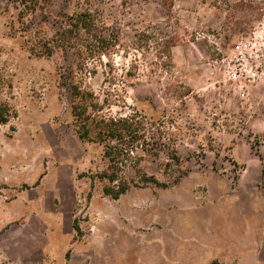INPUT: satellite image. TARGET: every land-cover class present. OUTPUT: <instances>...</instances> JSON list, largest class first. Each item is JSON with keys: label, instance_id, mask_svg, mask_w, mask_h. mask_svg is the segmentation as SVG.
Instances as JSON below:
<instances>
[{"label": "rangeland", "instance_id": "374dc122", "mask_svg": "<svg viewBox=\"0 0 264 264\" xmlns=\"http://www.w3.org/2000/svg\"><path fill=\"white\" fill-rule=\"evenodd\" d=\"M4 6L0 264H264V0H50L45 21L29 18L52 38L65 15L90 9L108 54L88 61L85 85L101 93L111 68L126 104L154 121L158 155L141 165L168 186L128 165L117 199L90 179L108 165L103 146L71 123L81 41L33 55ZM239 60L254 80L238 76ZM171 146L181 169L164 166Z\"/></svg>", "mask_w": 264, "mask_h": 264}, {"label": "trees", "instance_id": "16d2710c", "mask_svg": "<svg viewBox=\"0 0 264 264\" xmlns=\"http://www.w3.org/2000/svg\"><path fill=\"white\" fill-rule=\"evenodd\" d=\"M49 1L5 0L4 11L10 13L11 28L20 33L24 45L33 55L51 56L56 48L75 47L74 41H81L76 48L79 74L73 76L69 90L71 123L77 138L82 142L101 144L103 155L108 160L106 169L96 176L92 175L90 179L101 181L104 194L117 199L131 186L125 175L126 167L131 165L144 184L167 187L168 181H161L148 174L141 165L142 157L158 155L155 152L156 144L151 141V135L155 133L154 121L141 110L126 104L124 86L115 85L111 68L104 69L110 75L101 93L85 85V70L93 74L97 69V66L87 68L88 61L108 54V38L101 31L96 15L88 8L76 9L64 16L62 25L52 38H48L30 29L29 18L39 14L45 21ZM115 106L120 109L114 111ZM128 107L130 110H124ZM9 117L7 104L0 103V122L6 123ZM169 149L165 168L177 166L181 169V158L176 148L171 146ZM180 178L174 176L171 182L177 183Z\"/></svg>", "mask_w": 264, "mask_h": 264}, {"label": "built area", "instance_id": "2783aa9c", "mask_svg": "<svg viewBox=\"0 0 264 264\" xmlns=\"http://www.w3.org/2000/svg\"><path fill=\"white\" fill-rule=\"evenodd\" d=\"M240 52H241V54L245 55L247 58H250V59H255L256 57H259L262 55V53L260 54L259 52L253 53L252 50H245L244 52H242V51H240ZM239 64L241 65V67L239 68L240 73L238 74V76L244 75V72H245L244 77H247L249 79L254 80L255 73L253 71H251V68L249 67L248 69H246V63L244 64L243 62H241V60H239ZM233 76L236 78L237 74L234 73Z\"/></svg>", "mask_w": 264, "mask_h": 264}]
</instances>
